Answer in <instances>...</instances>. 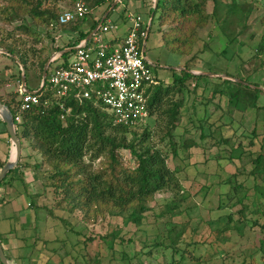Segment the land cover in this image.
<instances>
[{"label":"rangeland","instance_id":"1","mask_svg":"<svg viewBox=\"0 0 264 264\" xmlns=\"http://www.w3.org/2000/svg\"><path fill=\"white\" fill-rule=\"evenodd\" d=\"M76 1L61 0L59 4L63 11H66L71 9ZM225 1L230 3L232 0ZM242 1L253 5L254 9L247 22V29L234 42L229 43L228 38L221 31L220 24L214 19L201 32L200 40L193 46L191 53L185 56L169 51L165 45L168 40H172L167 35L169 27L160 26L157 15L145 45L146 56L154 64L152 69L156 79L164 87L168 86L173 81L175 69L180 68V65L183 69L192 57H196L195 62L192 63V72L201 70L202 73L220 75L214 77L215 79L223 78L221 76L225 75L242 78L249 76L251 77L249 81L264 86V56H255L264 34V0ZM125 2L131 3L129 0ZM3 4H5L3 0H0V6ZM139 8L142 7H127V10L136 11ZM142 9L140 14L143 22L149 25L152 16L150 13H145L144 8ZM107 10V5L96 9L93 15L86 18L84 26L91 28L95 16L100 17ZM123 23L126 24V21L120 18L116 25ZM127 24L131 26V22L128 21ZM20 25H24L32 32H38L41 40L37 42L30 35L18 30ZM72 26L74 25L68 24L66 27L47 30L34 25L30 18L12 24L0 20V37L10 36L8 41L11 44L14 42L13 45L18 50L29 54L30 67L26 71V87L29 91L41 89L40 75L43 74L41 61L50 59L57 52L56 47L64 45L61 40L52 37L63 35V31H66V35H71L70 31L74 30L71 29ZM83 29L80 27V30ZM114 34L115 32L108 33L106 39ZM179 48L177 46V49ZM32 59L35 61L34 64L31 63ZM21 76V66L7 54L0 53V97L3 100L9 101L13 97L17 101L20 100ZM213 82L208 92L202 91L206 86L203 81L199 82L197 88L194 82L189 86L188 92L184 95L185 106L182 110L181 126L176 130L177 137L182 136L198 143L200 121H203L209 112L213 114L211 113L210 121L206 123V130L210 128L207 132L211 130L216 140L222 135L227 137L230 135L226 130L230 122L229 117L221 119L223 126L218 129L221 126L219 121L221 113L215 111L217 109L215 106L225 110L228 99L217 95L211 102L210 91L213 90V85L218 83ZM219 88L218 85L216 89ZM233 120V127L236 129L233 148L226 143L215 145L208 142L204 148L193 147L191 153L183 149L179 150L177 158H173L172 154L168 155V167L180 171L178 182L181 187L179 197L182 198V205L178 210L179 214L173 217L160 215L165 207L176 199L170 192L156 196L151 203L152 211L146 214L143 224L139 227L120 217H106L95 225L86 224L82 221L81 215H72L57 208L56 216L62 217L65 223L58 218L47 217V209H41L37 219L30 220L28 217V226L24 227L22 232L19 231L22 235L19 234L20 241L24 243L29 241V246L27 245L29 259L20 261V264H76V262L77 264H181V262L182 264H242L252 255L260 257V241L264 239V235L260 232L259 226L244 228L243 235L226 229L228 214H234V220L241 217L239 211L242 205L236 203V198L231 199L233 190L229 184L224 183L233 178L237 181V185H242V194L247 196L245 204L250 207L247 217L257 218L250 212L254 210L252 201L256 183V176L251 172L255 168L253 160L261 153V144L256 138L253 146H249V143L253 140L254 131L260 135V138H264V111L253 109L237 111L233 115ZM164 122L156 112L145 125L133 129L128 137L131 139L135 134L141 136L148 130L152 136L151 141L159 149L167 151L165 143L159 142V138L163 135ZM238 143L243 147L238 149ZM24 147L30 152L39 154L27 141ZM0 149L5 150L3 144ZM121 156L127 166L135 165V159L129 150H122ZM47 194L39 200V203L50 208L56 200L51 192ZM241 221L243 222L244 219L241 218ZM259 221L264 223V217L260 216ZM16 222L18 225L19 220ZM229 227H233V223L229 224ZM174 237L177 241L173 248ZM36 239L37 242L34 243ZM158 243L163 246H159ZM183 256H186L185 260Z\"/></svg>","mask_w":264,"mask_h":264},{"label":"trees","instance_id":"2","mask_svg":"<svg viewBox=\"0 0 264 264\" xmlns=\"http://www.w3.org/2000/svg\"><path fill=\"white\" fill-rule=\"evenodd\" d=\"M60 1L3 0L5 4L0 6V20L12 24L30 18L37 27L53 30L60 27L58 20L64 12L60 7ZM83 1L93 12L105 5H107L108 10L111 9L115 0ZM119 5L117 4L112 11L117 9ZM253 9V5L242 0H232L230 3L225 0H158L157 6L154 8L153 5L149 13L153 16L152 25L158 15L160 26L167 25L169 27L167 35L172 40H168L165 44L169 51L185 56L191 53L193 46L200 40L201 32L214 19L220 24L221 31L228 38L229 43L234 42L247 29V22ZM87 17L70 23L74 25L71 29L81 32V38H86L90 34L80 30V27L83 29ZM100 21L101 19L94 22L90 32L96 29ZM17 29L30 35L37 42L41 40V35L38 32H32L24 25H20ZM147 29V23H143L140 33L147 34ZM232 29H238V31H231ZM10 38V36L0 37V49L4 50L14 62L20 61L27 71L30 67L29 54L26 51L18 50L13 45L14 42L11 44L8 41ZM52 38L54 39V36ZM145 38L140 40L141 47H143ZM80 41L69 43L63 47L57 46L56 51L61 52L66 48L74 47ZM177 46L180 48L177 49ZM69 54H63L62 57L67 59ZM255 56H264V34ZM195 60L196 57H192L181 71H175L171 84L164 87L159 82L150 90V118L157 112L165 121L163 135L159 138V142L165 143L166 148H168L167 151L159 149L151 141L152 136L148 130L141 136L135 134L129 139L128 135L132 133V129L114 125L103 107L92 100H84L83 102L75 99L67 100L66 107L71 108L68 115H65V112L56 103H52L50 106L37 105L22 112V122L17 125L21 144L24 146L25 141H27L32 149L41 156L39 163L31 165L42 186V192L29 199L28 209L31 214H34L35 219L38 217L39 210L47 209V217L64 221L62 217H57L55 214V210L60 208L69 214L81 215L82 221L86 224L95 225L106 217H120L139 227L143 224L146 214L152 211L151 203L156 196L168 192L173 193L176 199L167 205L160 215L173 217L179 214L178 210L182 205V198L179 197L181 187L178 182L180 171L178 169L171 170L168 167V155L172 154L173 158H177L179 150L183 149L190 152L193 147L203 146L204 148L208 142L215 143V145L226 143L233 148V140L236 136V129L233 127V115L237 111L244 112L248 109L264 111V91L259 89V87L264 88L262 84L249 81L251 79L249 76L242 78L226 75L240 80L239 82L224 78L215 79L202 74L194 75L191 71L193 70L192 63ZM32 61L31 63L34 64L35 61L33 59ZM48 61V58L41 61L42 73ZM47 79L48 72L45 86L40 91L45 94V97H50ZM40 80H43V74L40 75ZM202 81L206 84L203 87V92L210 90L209 86L213 81L218 82L213 85L214 88L210 91L212 94L211 102L217 95L228 99L227 110L215 106L217 108L215 111L221 113L219 120L221 126L218 129L223 126L221 119L229 117L230 122L226 130L230 132V135L228 137L222 135L219 140H216L211 130L207 132L210 128L206 130V123L210 121L213 114L209 112L208 116L200 121L199 142L196 143L192 139L177 137L176 130L181 126L185 93L188 92L192 82L196 84L195 88H197L199 82ZM218 85L220 88L216 89ZM0 102L7 105L14 115H17L20 110L21 101H17L14 97L9 101L0 97ZM63 115H65L64 119H62ZM0 123L5 127L1 119ZM5 133L8 134L6 129ZM255 138L260 140L261 153L253 160L255 168L251 174L256 176V183L252 201L254 210L250 212L255 214L257 218L249 219L247 217L250 207L245 204L247 196L242 194V185H237V181L233 178L224 183L229 184L233 190L231 199L236 198V203L242 205V209L239 211L241 217L234 220V214H228L226 229L240 232L242 235L245 233L244 228L248 226H259L260 232L264 235V223H259L260 216L264 217V138H260V135L254 131L253 140L249 146L254 145ZM241 147L243 145L238 143L237 148L240 149ZM122 150L130 151L135 159L133 167L127 166L123 161ZM188 156L190 157L189 153ZM25 158V156L21 157L17 167L0 183V188L15 180L13 176L17 170L24 166L22 162ZM4 165L5 162L0 161V170ZM48 192H51L56 200L50 208L43 206L36 200L39 197L44 198ZM230 194L231 192H229ZM241 218L244 219L243 222ZM28 222L29 220H26L23 225L28 224ZM64 222L66 223V221ZM231 223H233V227H229ZM0 241L3 242L1 238ZM176 241V238L172 240L173 248ZM158 244L163 246L161 243ZM259 250L260 257L252 255L242 264H264V239L260 241ZM4 252L10 261V256L5 249ZM185 259L186 256H183V260ZM194 259L200 261L198 258ZM0 264H2L1 261Z\"/></svg>","mask_w":264,"mask_h":264},{"label":"built area","instance_id":"3","mask_svg":"<svg viewBox=\"0 0 264 264\" xmlns=\"http://www.w3.org/2000/svg\"><path fill=\"white\" fill-rule=\"evenodd\" d=\"M91 14L85 2L78 0L74 7L60 15L58 26ZM128 17L131 26L121 44L111 45L106 41L108 33L118 30L117 25L108 21L89 40L68 49L67 60L62 57L64 51L56 52L50 60V65L54 66L48 68L50 97H45L41 91L29 93L21 88L20 110L14 115L16 126L22 122V112L37 105L56 103L68 115L71 108L66 107V102L70 99L96 102L116 126L133 130L145 125L150 118V90L159 80L153 73L154 64L142 52L140 40L146 37L145 33H140L143 18L136 13ZM45 82L41 83V89Z\"/></svg>","mask_w":264,"mask_h":264},{"label":"crops","instance_id":"4","mask_svg":"<svg viewBox=\"0 0 264 264\" xmlns=\"http://www.w3.org/2000/svg\"><path fill=\"white\" fill-rule=\"evenodd\" d=\"M129 2L131 3L127 4L125 0L120 1L118 3L120 5L117 9L113 11L109 9L105 11L103 15H101L100 17L95 16V20L92 23L93 25L95 21H98L99 19L102 20L105 17V15H107L106 19L107 18L108 19L107 21L105 19L103 24H106L108 21H110L116 25V23L118 22V20H120V18H123V20L126 21V24L123 23L122 25H118V30L115 32L114 36L106 39V41L111 45L121 44L123 40L125 39V37L127 36L129 32V28H130V25L127 24L128 21L130 22L129 17H128L130 13H136L141 16L140 13L141 11H143L142 8L145 9V13H149L150 9L154 5V0H129ZM127 7H142V8H139V10H136V11H128ZM93 14H94V11L92 12L91 15ZM84 27L85 29H83V33H90L88 37L86 38H81V32L71 30L70 31L71 35H66L67 34L66 31H63V35H57L56 37H54V39H59V41L61 40V42L64 43V45H60L61 47L66 46L69 43L78 42L79 40L81 41L89 40L88 39L89 36L96 29L90 32L91 28L86 27V26ZM68 49L70 48H67L64 51ZM55 54L56 53H54L51 56V58ZM62 54H67V53L62 52ZM51 58L49 60H51ZM49 67H51V65ZM180 68H182V65H180ZM180 68H176L175 70L178 71ZM194 73H202V71L199 70ZM21 88L28 90L27 87L26 86L23 87L22 84H21ZM40 90L41 89L34 91V92H38ZM5 129L6 127H4L2 123H0V148L2 144L5 147L4 151L0 149V161H4L6 163L13 157L14 147L10 141L9 135L5 133ZM22 156L26 157L25 159H23V162H22L24 166H22L19 170L15 172L13 176L15 180L11 182L12 184L10 183L9 185H5L0 188V238L3 241L2 245L4 249L6 250L7 254L10 256V259H11L9 261L10 264H11V261H12V264H20V261L29 259L28 258L29 257L28 256V253H29V250H28L29 243L28 242L29 241H25V243H27L25 244L23 241H20L19 238H20L21 232L23 231V228L28 226L27 224L23 226V221L25 220V223H26V220H29L28 217L30 218V220L31 218L35 220L34 214H31L30 211L29 212L26 211L27 210L26 208H28L29 206V199L31 197H35L39 195L40 192H42L41 191L42 189L41 181L39 180L37 174L31 167V165H34L35 163L40 162L41 156L37 153L30 152L29 149H25L24 146H22ZM40 199H42V197L36 198L37 201H39ZM16 220H19L18 225L20 227L17 225ZM35 242H37V239L34 241V243Z\"/></svg>","mask_w":264,"mask_h":264},{"label":"water","instance_id":"5","mask_svg":"<svg viewBox=\"0 0 264 264\" xmlns=\"http://www.w3.org/2000/svg\"><path fill=\"white\" fill-rule=\"evenodd\" d=\"M122 0H115L112 7H111V10L114 9V7ZM157 3H158V0H155L154 1V8L157 6ZM107 15H105V17L101 20L99 26L96 28V30L94 32L91 33V35L89 36L88 39H90L97 31L98 29L100 28V26L103 24V22L105 21ZM152 19H153V16L151 17L150 19V23L148 25V29H147V34H146V38L144 40V43H143V47H142V52L145 54L146 53V48H145V45L148 41V37H149V34H150V31H151V25H152ZM0 53H3V54H7L4 50L0 49ZM64 53H69V50H66L64 51ZM18 64L21 66V71H22V86L25 87L26 86V71L23 67V65L20 63V61H18ZM49 64H50V60L47 62V64L45 65V68H44V71H43V82H45L46 80V77H47V70H48V67H49ZM180 71L182 70V68L179 69ZM192 74L194 75H207L209 77H218L220 75L218 74H213V73H194L191 71ZM223 77L224 79H229V80H237L240 82V80L238 79H234V78H231V77H228V76H221ZM252 87L255 88L254 85H252ZM259 89L263 90L264 91V88L262 87H259ZM27 92L29 93H32L31 91L29 90H26ZM0 118L1 120L3 121V123L5 124V127H6V130L8 132V135L10 137V141L14 147V152H13V157L7 161L5 163V165L1 168L0 170V183L7 177V175L17 167L18 163L20 162L21 160V157H22V144H21V141L19 139V136H18V132H17V126H16V123H15V120H14V114L12 113L11 109L3 104L2 102H0ZM0 261L2 264H10L9 260L7 259L6 257V254L4 252V248L2 246V243L0 241Z\"/></svg>","mask_w":264,"mask_h":264}]
</instances>
